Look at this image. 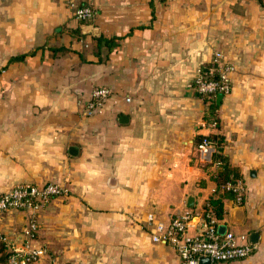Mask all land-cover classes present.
Returning a JSON list of instances; mask_svg holds the SVG:
<instances>
[{
  "label": "crops",
  "instance_id": "obj_1",
  "mask_svg": "<svg viewBox=\"0 0 264 264\" xmlns=\"http://www.w3.org/2000/svg\"><path fill=\"white\" fill-rule=\"evenodd\" d=\"M74 2L92 18L76 20L65 0H0V193L69 190L36 209L31 237L28 212L0 213L6 250L44 248L35 264H182L151 236L180 215L188 236L204 229L205 204L224 192L197 156L209 135L245 189L241 203L223 200L218 226L238 243L257 234L249 256L216 264H264V0ZM216 51L235 68L219 101L192 86L199 70L216 73ZM96 87L110 92L89 112Z\"/></svg>",
  "mask_w": 264,
  "mask_h": 264
},
{
  "label": "built area",
  "instance_id": "obj_2",
  "mask_svg": "<svg viewBox=\"0 0 264 264\" xmlns=\"http://www.w3.org/2000/svg\"><path fill=\"white\" fill-rule=\"evenodd\" d=\"M65 1L72 17L76 20H89L94 15L93 9L88 5L77 4L74 0ZM212 60L216 65V73L213 76H206L199 70L192 81V86L197 93L207 98H214L217 94L227 95L231 90L232 74L235 71L234 64L218 51L214 53ZM109 92L110 90L105 87L92 89L88 111L93 112L100 108ZM126 101H129V98ZM208 124L211 127H216L218 122L213 121ZM196 150L202 163L210 165L216 171L221 167V161L214 158L219 153L216 139L204 135L198 142ZM219 190L232 192L236 203L243 201L245 189L240 178L226 182L220 186ZM68 192L66 187L56 182H47L40 186L20 184L7 192L0 193V213L8 210L28 212V226L25 234L31 237L38 227L34 218L36 209L54 197L68 195ZM207 206L209 207L208 212L203 219L204 229L197 235H187V227L191 219L188 215H180L170 219L167 223L154 222L152 241L170 244L176 250L182 264H202L200 257H209L210 264H213L240 260L249 256L254 245L249 242L238 243L232 232H227L224 235L218 234L219 223L208 203ZM148 219L153 221L154 216L149 214ZM10 252L8 264H35L45 256L44 248L35 247L29 241L23 243L21 248L12 249Z\"/></svg>",
  "mask_w": 264,
  "mask_h": 264
},
{
  "label": "trees",
  "instance_id": "obj_3",
  "mask_svg": "<svg viewBox=\"0 0 264 264\" xmlns=\"http://www.w3.org/2000/svg\"><path fill=\"white\" fill-rule=\"evenodd\" d=\"M214 101V100H213ZM212 101V103L209 106V109L205 112V120L208 123H211L213 121L219 122L218 115L216 113L217 105ZM211 137V136H210ZM213 139H216L218 143V151L219 153L215 155L214 158H217L221 161V167L218 169V171L213 175L214 180L217 183L218 190L221 185L225 184L228 181H232L235 178H240V174L238 173L237 169L231 166L229 159L227 156L223 155L221 153L222 148V138L221 137H211ZM198 144V143H197ZM225 198H232L235 199V196L230 191H224V192H217V195L215 197H212L208 200V205L210 206V210L212 211L214 217L220 222V220L223 219L224 216V202L223 200ZM207 203L204 206L203 217H206V214L208 212V206ZM6 244L3 241H0V264H8V258L11 254L10 251L6 250Z\"/></svg>",
  "mask_w": 264,
  "mask_h": 264
},
{
  "label": "water",
  "instance_id": "obj_4",
  "mask_svg": "<svg viewBox=\"0 0 264 264\" xmlns=\"http://www.w3.org/2000/svg\"><path fill=\"white\" fill-rule=\"evenodd\" d=\"M216 97H217V100L219 101L220 98L222 97V94H217ZM125 118H126V116L121 115V116H120V121H123V119H125ZM69 153H70V155H76V153H77V148H76L75 146H71V147L69 148ZM192 200H193L192 197H189V198H188V206H192V203H191ZM217 232H218V234H220V235H224V234L226 233V226H225V225H219V226L217 227ZM256 236H257L256 233H251V234H250V239H249L250 243L253 244V243L256 242ZM200 262H201L202 264H210V263H211L209 257H200ZM213 264H216V263H213Z\"/></svg>",
  "mask_w": 264,
  "mask_h": 264
}]
</instances>
